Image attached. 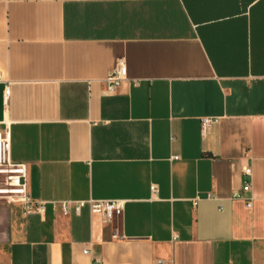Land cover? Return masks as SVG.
<instances>
[{
  "label": "crops",
  "instance_id": "obj_1",
  "mask_svg": "<svg viewBox=\"0 0 264 264\" xmlns=\"http://www.w3.org/2000/svg\"><path fill=\"white\" fill-rule=\"evenodd\" d=\"M6 128L0 264H264V0H0Z\"/></svg>",
  "mask_w": 264,
  "mask_h": 264
},
{
  "label": "built area",
  "instance_id": "obj_2",
  "mask_svg": "<svg viewBox=\"0 0 264 264\" xmlns=\"http://www.w3.org/2000/svg\"><path fill=\"white\" fill-rule=\"evenodd\" d=\"M127 77V69L124 58H120L117 62L116 68L107 76V89L113 93L116 88ZM9 96V88L5 90V98ZM211 122V120H204V124ZM11 139L9 129L6 128L0 132V172L5 175V182L8 192H16V197L21 202L27 212H43L45 206L43 203L35 202L27 193L26 185V164L13 163L10 159ZM243 174L250 178L243 186L244 191H251L252 188V168L251 166L243 167ZM153 191L155 190L152 187ZM233 197H240V193L235 192ZM252 199H249L248 206H251ZM70 205H73L77 212L88 206L93 216H99L104 221L110 222L115 218L121 216L124 211L125 202L122 200H82L64 203V210L67 211ZM55 207V204L53 203ZM156 264H167L162 260L157 261Z\"/></svg>",
  "mask_w": 264,
  "mask_h": 264
},
{
  "label": "rangeland",
  "instance_id": "obj_3",
  "mask_svg": "<svg viewBox=\"0 0 264 264\" xmlns=\"http://www.w3.org/2000/svg\"><path fill=\"white\" fill-rule=\"evenodd\" d=\"M16 195V192H8L7 186L5 182V175L0 172V212H3L1 207L4 206V204H15L17 198L13 197ZM5 226H0V236L2 234V228Z\"/></svg>",
  "mask_w": 264,
  "mask_h": 264
}]
</instances>
